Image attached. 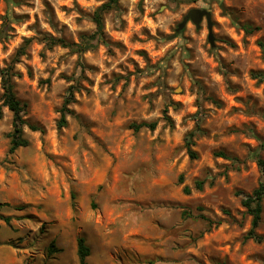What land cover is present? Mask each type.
Returning a JSON list of instances; mask_svg holds the SVG:
<instances>
[{
    "label": "rangeland",
    "instance_id": "obj_1",
    "mask_svg": "<svg viewBox=\"0 0 264 264\" xmlns=\"http://www.w3.org/2000/svg\"><path fill=\"white\" fill-rule=\"evenodd\" d=\"M107 1L0 0V68L32 38L15 90L44 129L26 126L29 145L10 152L0 80V264H80V236L88 264H264L242 206L261 180L255 151L264 157V80L252 75L264 71V0H119L96 49L43 40L80 42ZM192 8L212 12L215 46L206 20L176 31ZM142 122L157 127L131 128Z\"/></svg>",
    "mask_w": 264,
    "mask_h": 264
},
{
    "label": "trees",
    "instance_id": "obj_2",
    "mask_svg": "<svg viewBox=\"0 0 264 264\" xmlns=\"http://www.w3.org/2000/svg\"><path fill=\"white\" fill-rule=\"evenodd\" d=\"M175 2H181L182 0H171ZM119 0H108L104 2L100 7L97 8L94 15L92 16V20L96 25V31L90 35H83L81 37L80 42H69L63 38H55L53 36H44L43 40H45L48 46H56L59 45L64 48L75 49L79 53H84L90 50H94L97 48L99 41L103 39L104 33V14L118 7ZM8 16V15H7ZM249 30V32H253L256 28H245ZM3 37H7L4 30L0 29V41ZM32 41V38H27L24 40L23 45L17 50L15 57L12 59V62L7 64L5 67L0 68V80L2 86V106L7 107L9 111L13 115L12 121V130L9 133L10 137V152L13 153L20 147H26L29 145L28 139L25 137L24 128L27 126L32 131H41L44 129L42 126L30 122L25 116L28 113L29 104L26 101L21 100L16 93L15 90V78L19 76V73L16 71V65L20 62V57L26 53V47ZM262 53L264 57V43H261ZM254 78H258L260 81L264 80V71L262 72H252ZM80 91V88L77 85H71L68 89V96L64 101L61 117L59 120V127H64L67 124V114L70 111L69 106L75 102V94ZM2 118V110L0 107V119ZM166 119L169 120L168 116H165ZM148 128L150 130H155L157 127V122H142L139 124H132L131 128L139 131L142 128ZM191 138L193 133L190 135ZM187 141V150L192 158H196V154L192 150L193 141ZM261 149H264V140L261 143ZM224 158H230L231 156L227 155L224 152L219 154ZM254 155L256 156V161L261 173V180L259 181L258 186L248 194H244L242 199V206L246 209L247 213L251 216V227L247 231L244 236L245 240H254L256 242H262L264 236L258 233L257 229L259 228L263 212H264V157L258 151H255ZM204 181H197L196 188L199 190L203 189ZM184 191L186 193H190V188L185 187ZM9 206L7 202H0V209ZM223 213L230 216L231 212L228 209H223ZM202 220H204L209 227L215 225V227L219 226L222 223V220H211L209 217L201 214L199 216ZM11 218L5 217V222L10 223ZM49 253L53 254L60 249L56 248L55 244L52 243L49 247ZM77 255L79 258L80 264H88L87 259L91 255V249L86 243V239L83 236L77 238Z\"/></svg>",
    "mask_w": 264,
    "mask_h": 264
},
{
    "label": "water",
    "instance_id": "obj_3",
    "mask_svg": "<svg viewBox=\"0 0 264 264\" xmlns=\"http://www.w3.org/2000/svg\"><path fill=\"white\" fill-rule=\"evenodd\" d=\"M204 20H206L207 23L208 40L211 46L213 47L215 46V36L213 33L214 22L212 20V12L208 9L205 8L190 9L187 12V14H185V16L183 17L182 22L178 24L176 31L179 32L180 30H182L189 21L192 22L197 28H200Z\"/></svg>",
    "mask_w": 264,
    "mask_h": 264
}]
</instances>
